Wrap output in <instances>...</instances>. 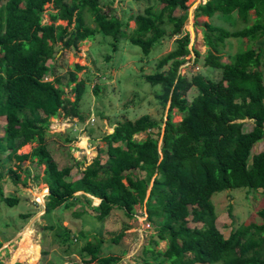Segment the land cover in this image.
Here are the masks:
<instances>
[{
	"label": "trees",
	"instance_id": "trees-1",
	"mask_svg": "<svg viewBox=\"0 0 264 264\" xmlns=\"http://www.w3.org/2000/svg\"><path fill=\"white\" fill-rule=\"evenodd\" d=\"M159 2L157 10L149 5L142 13L130 15L127 20L135 27L126 33L122 20L103 10L99 0H3L0 117L5 122L0 153L6 152L14 161L15 169L10 167L9 171L16 179L20 178L16 169L21 171L25 160L45 166L48 193L44 213L83 198L95 218L104 220L114 208L131 216L134 206L143 204L148 221L155 227L143 252L150 253L156 264H264V205L254 214L259 222L241 223L225 237L216 226L212 201L214 193L240 187L264 193V151L252 153L253 145L264 137V71L260 67L264 0H206L194 8V18L218 15L243 24L230 31L210 20L200 23L207 47L204 64L220 69L217 79L201 73L188 78L180 73V65L191 52L189 33L184 31L187 0ZM46 4L52 6L48 11L50 23H42ZM85 12L92 16L94 27L87 25ZM58 20L67 23L56 24ZM124 24L127 26V21ZM167 26L169 33L177 36L176 45L156 62L153 72L143 75L146 82L161 87L162 103H169L163 127L147 114L118 122L112 133L102 137L105 160L96 155L79 178L69 180L71 166H60L52 155L45 141L46 128L49 118L60 110L64 116L82 119L79 104L85 82L74 70L69 71L65 85L73 84L74 98L65 97L55 65L47 61L59 51L58 44L77 50L97 32L114 40L126 36L147 55L164 37ZM227 38H246L258 44L235 52L230 61L223 62L221 50ZM193 52L197 60L199 52ZM73 67L83 68L77 63ZM192 88L197 93L188 102L186 94ZM173 109L181 114L178 122L173 121ZM245 119L253 122L249 130L244 128ZM141 132L146 137L136 139L134 135ZM33 142L36 146L29 152H19L23 145ZM136 169L144 176L135 174ZM1 201L14 205L17 199L4 195L0 185ZM189 221L202 225L191 227ZM123 234L121 231L111 240L117 243ZM161 241L167 243L164 250L156 248ZM81 250L86 255L72 264H112L118 259L114 254H101V238L86 241Z\"/></svg>",
	"mask_w": 264,
	"mask_h": 264
},
{
	"label": "rangeland",
	"instance_id": "rangeland-1",
	"mask_svg": "<svg viewBox=\"0 0 264 264\" xmlns=\"http://www.w3.org/2000/svg\"><path fill=\"white\" fill-rule=\"evenodd\" d=\"M2 1L0 0V3ZM205 1L186 2L184 31L189 33L188 47L191 52L185 56L179 71L188 78L195 73H201L217 79L220 69L204 64L203 57L207 47L204 45L200 23L210 20L214 25L230 31L243 27V24L240 21L234 23L218 15L211 18H194V8L198 3ZM99 5L103 10L119 17L123 22L122 29L129 33L135 27L132 20H127L130 15L142 13L149 5H153L157 10L161 3L159 0H99ZM49 10H52V6L46 4L42 23H50ZM250 14L254 17L253 10ZM84 19L87 25L95 26L89 13H84ZM66 23L65 20L56 22L61 25ZM169 31L167 26L164 37L153 45L147 55H143L139 46L131 44L128 37L120 36L118 40H114L101 32L82 41L77 50L61 48V44H58L59 51L47 63L50 66L55 65L54 71L61 78L65 97L71 100L74 98L71 91L73 84L65 85L69 71L74 70L78 78L85 82L79 104L82 119L64 116L60 110L58 115L49 118L46 128L45 141L52 155L60 166H71L69 180L79 178L81 170L96 155H100L102 161L105 160L106 143L102 137L112 133L118 122L133 121L147 114L163 127L168 102L162 103L159 98L161 87L146 82L143 75L153 72L156 62L175 47L177 36L171 35ZM257 44L247 41L246 38H227L221 50V60L228 62L235 52L246 47L255 48ZM193 49L199 52L197 60ZM76 63L83 68L75 70L73 66ZM260 67L264 71V56ZM196 93V88L190 89L186 94L187 101L189 102ZM172 114L173 121L181 120V114L176 109H173ZM4 122V117H0V136L3 134ZM244 123L246 130L253 125L251 119H245ZM153 134L155 135L154 132ZM146 135L141 132L134 137L140 140ZM34 146L36 142L27 143L19 152L27 153ZM259 151H264V137L253 145L252 153ZM77 161L81 164H77ZM20 166L21 171L16 169L20 178L16 179L9 171L10 167L15 169L14 161L7 158L6 152L0 153L2 191L4 195L17 199L14 205L0 202V264H72L86 255L81 246L88 240L94 241L95 238L102 239V255L118 256L112 264H156L150 253L143 252L155 233L154 224L148 221L143 204H136L131 216L126 215L123 209L114 208L106 219L99 220L95 218L94 210L81 198L73 205L60 206L47 214L44 213L48 193L44 176L45 166L29 160L23 161ZM134 172L140 177L144 176V172L139 169ZM212 201L216 211V226L227 237L229 232L241 223L260 221L254 214L264 205V193L240 187L216 192L212 195ZM25 214L27 215L24 216ZM188 225L193 227L202 224L189 221ZM121 231H124L123 236L117 243L113 242L111 238ZM66 234L68 239H65ZM166 244V241H161L156 248L164 250ZM32 249L38 253L34 254Z\"/></svg>",
	"mask_w": 264,
	"mask_h": 264
},
{
	"label": "water",
	"instance_id": "water-1",
	"mask_svg": "<svg viewBox=\"0 0 264 264\" xmlns=\"http://www.w3.org/2000/svg\"><path fill=\"white\" fill-rule=\"evenodd\" d=\"M169 104V103H168ZM47 190H48V188H47ZM88 195V194H87Z\"/></svg>",
	"mask_w": 264,
	"mask_h": 264
}]
</instances>
